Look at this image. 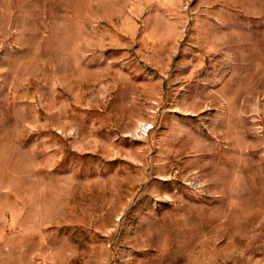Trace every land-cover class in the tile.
<instances>
[{"label":"rangeland","instance_id":"obj_1","mask_svg":"<svg viewBox=\"0 0 264 264\" xmlns=\"http://www.w3.org/2000/svg\"><path fill=\"white\" fill-rule=\"evenodd\" d=\"M0 264H264V0H0Z\"/></svg>","mask_w":264,"mask_h":264}]
</instances>
